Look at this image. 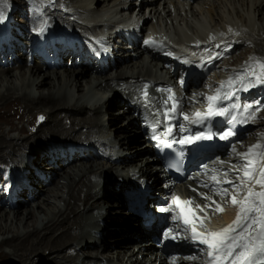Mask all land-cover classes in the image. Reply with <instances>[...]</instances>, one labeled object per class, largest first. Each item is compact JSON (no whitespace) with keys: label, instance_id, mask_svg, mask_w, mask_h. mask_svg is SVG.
<instances>
[{"label":"bare ground","instance_id":"bare-ground-1","mask_svg":"<svg viewBox=\"0 0 264 264\" xmlns=\"http://www.w3.org/2000/svg\"><path fill=\"white\" fill-rule=\"evenodd\" d=\"M17 2L20 5L23 0ZM12 3L16 0H0V11ZM61 3V7L47 13L51 19H46L43 26L59 24L61 30L72 29L78 34L104 28L108 34L116 22H125L135 10L137 17H144L149 8L151 19L158 22L149 25L166 29L177 42L201 39L209 33L216 36V41L221 36H232L226 40L234 48L241 47L242 53L251 54L248 59L239 60L240 66L254 67L253 58L264 57V0H162L158 3L61 0ZM28 31L25 26L24 37L29 38ZM115 35L120 37L119 32L115 31ZM242 42L248 44L242 47ZM96 44L91 46L94 48ZM133 52L138 56L133 58L129 54L128 59L118 61V64L126 62L124 66L109 72L97 68L96 62L69 68L64 63L63 68H48L40 63L29 65L27 56L23 60L19 57L17 66L0 65V124H8L10 130L0 128V169L24 173V179L36 181L32 169L36 165L54 176L47 188L35 183L38 195L33 204L17 199L14 208H0V264H164L150 242L154 230L144 227L139 217L127 209L122 193L127 185H135L132 180L135 173L154 179L152 185H156L162 171L150 161L154 153L148 148L140 122L131 113L133 107H128L127 112L123 106L115 112L112 109L120 102L127 105L126 90L135 88L130 82L132 79H137L136 82L140 81L138 78L153 79L159 71L172 79L173 74L170 68L161 67L163 58L151 55L148 62L143 50ZM3 57L1 54L0 63ZM218 74L212 73L205 85L220 82L227 73L219 68ZM42 113L45 119L37 120ZM15 130L17 135L12 134ZM64 141L86 146L95 144L101 156L80 158L60 166L59 153L48 157L42 154L56 142ZM255 144L246 142L243 149L229 154L223 166L225 172L231 174L241 169L245 161L237 153H246ZM52 157H56L57 165L48 162ZM253 160L258 175L264 162L256 157ZM20 177L16 178L20 181ZM216 200L226 209L223 219L233 221L238 207L226 203L220 196ZM6 202L1 196L0 205L7 206ZM113 225L121 226V230L111 229Z\"/></svg>","mask_w":264,"mask_h":264},{"label":"snow or ice","instance_id":"snow-or-ice-1","mask_svg":"<svg viewBox=\"0 0 264 264\" xmlns=\"http://www.w3.org/2000/svg\"><path fill=\"white\" fill-rule=\"evenodd\" d=\"M5 19V13L0 11V23H3ZM40 31L43 32V28ZM210 39H215V37H210ZM145 43H154V41H145ZM168 54L171 55V53ZM253 60L255 65L260 69L259 74H257L254 68L251 71L246 69L247 77L237 74L235 78H229L226 82L221 81L220 87L215 90L216 94L206 97L208 101L206 111L201 112L198 110L191 115L182 113L183 119L188 121L189 124H207L209 126L217 117H224L229 125L246 123L250 119H255L253 105L239 103L235 92L231 91L232 87L237 83L240 85L239 90L243 91H247L250 87H256L258 84L264 85V60H255V58ZM183 63H189V61L184 60ZM248 77L252 79H248ZM145 89H147V85H145ZM222 89L227 90L222 91ZM166 91L170 95L164 103L168 104L169 101L172 102L171 107L165 113L168 116L177 112L179 101L171 88H168ZM144 99L148 100L146 90L144 92ZM224 100H234L235 102L221 106ZM171 133L172 128L169 127L165 135H170ZM235 134V131L229 128L219 135V139L227 140ZM214 135L215 133L211 131L207 133L203 131L196 132L192 135L183 136L178 141H175V143H179L181 146L192 145L199 141L211 140ZM153 139H158V137L154 135ZM167 146L171 147V144ZM254 149H258L259 151L254 152ZM233 152H236L235 148H233ZM179 155L183 156V152L179 153ZM237 155L245 161L242 168L237 170L242 175L238 174L235 181H223V183L229 184L231 189H213L226 203H231L233 206L238 207L236 217L230 224L218 231L204 228V220L210 221L213 214L226 211L220 201L212 197L201 194L209 203L196 205V209L204 213L203 217L197 215L196 211L190 207L192 204L191 200H181L179 197L173 198V203L179 209V215L174 216L173 219H179L185 226H190L191 236L185 237L186 239L190 238L192 241L206 246L205 250L208 259L205 264H264V167H261L258 175H256V161L253 160V157H256L258 161L264 162V144L257 143L251 145L246 153H237ZM224 175L226 176L227 173L225 172ZM250 181H254L251 186H249ZM217 183H220V181H217ZM256 185H259V191L254 190ZM204 186L207 187L208 185ZM181 205L185 207H181ZM160 211L167 212L170 209L161 208ZM190 216L194 217V219H190ZM197 222H199L200 227L204 228V230H197ZM187 230V227L183 229L185 232ZM165 236L175 240L178 234H172V230L169 229L165 233ZM188 259H195V257H188Z\"/></svg>","mask_w":264,"mask_h":264},{"label":"rangeland","instance_id":"rangeland-1","mask_svg":"<svg viewBox=\"0 0 264 264\" xmlns=\"http://www.w3.org/2000/svg\"><path fill=\"white\" fill-rule=\"evenodd\" d=\"M12 5H17V4H16V3H12ZM5 11H6V10H5ZM20 22H21V20H20ZM24 38L28 39L27 37H24ZM10 45H11V42L8 44V46H9L8 49H10ZM34 49H36V48H34ZM18 57H21L22 60H23V55H19ZM3 58H5V57H3ZM125 63H126V62L120 63V64L118 65L119 67L117 66L116 69H117V68H121L122 65H123V66L125 65ZM64 64H66V62H64ZM64 67H65V66H64ZM23 68L26 69L25 66H24ZM66 68H67V67H66ZM116 69H115V70H116ZM115 70H114V71H115ZM114 71L110 72V74H111V73H114ZM120 107H121V105H117V107H115L114 109H112V111L115 112V111H117L116 109H119ZM120 109H121V108H120ZM123 110H124V107H123ZM124 111H125V110H124ZM44 115H45L44 113L39 114V117L41 116V117H43V119H40V118L38 119V116H37V120L43 121V120L45 119V116H44ZM14 119H15V122H17V124H19V123H18V118L14 117ZM24 127L26 128V130H29V128L27 127L26 124H25ZM0 128H2V131H8V130H9V125L6 124V123H5V124H0ZM9 131H10V130H9ZM15 131H16V132H15ZM15 131L12 132V134L17 135V134H18V131H17V130H15ZM126 152L131 153V154L133 153L132 151H130V152H129V151H126ZM131 154H130V155H131ZM47 157H48V156H47ZM43 159H44V158H43ZM43 159H42V160H43ZM95 160H96V159H95ZM37 161H38V160L35 159V162H37ZM84 162H85V161H84ZM40 169H41L42 171H45V170H43L41 167H40ZM119 182H122V181L119 180ZM44 187L47 188L46 186H44ZM58 187H62L61 184H59ZM39 188H40V187H39ZM122 193H123V195H124V192H122ZM21 198H22V200H24V202L29 203V202L26 200V199H27V195H24V196L22 195ZM35 200H37V196H36V195H35V199H34V201H35ZM33 203H34V202H31V204H33ZM4 207H5L6 209H9V208H8L7 206H5L4 204L0 205V208H4ZM23 208H24V206L21 207V210H23ZM131 217H132V216H131ZM132 223H133V222H132ZM126 225L131 226L132 224H131V223H130V224L128 223V224H126ZM135 225H136V224H135ZM122 226H123V225H122ZM120 227H121V226H115V225H113V226L111 227V229H113V228H117V230L119 231V230H121ZM123 227H125V226H123ZM124 240H125V238H124ZM108 251H109V250H108Z\"/></svg>","mask_w":264,"mask_h":264}]
</instances>
